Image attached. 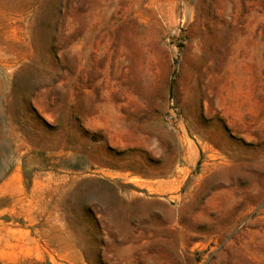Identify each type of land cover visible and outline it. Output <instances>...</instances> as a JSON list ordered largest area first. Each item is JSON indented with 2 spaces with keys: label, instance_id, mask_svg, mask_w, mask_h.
I'll use <instances>...</instances> for the list:
<instances>
[{
  "label": "rangeland",
  "instance_id": "rangeland-1",
  "mask_svg": "<svg viewBox=\"0 0 264 264\" xmlns=\"http://www.w3.org/2000/svg\"><path fill=\"white\" fill-rule=\"evenodd\" d=\"M0 264H264V0H0Z\"/></svg>",
  "mask_w": 264,
  "mask_h": 264
}]
</instances>
